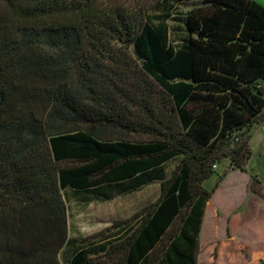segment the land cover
<instances>
[{
    "label": "trees",
    "instance_id": "obj_1",
    "mask_svg": "<svg viewBox=\"0 0 264 264\" xmlns=\"http://www.w3.org/2000/svg\"><path fill=\"white\" fill-rule=\"evenodd\" d=\"M176 1L201 4L175 48L142 7L0 0V264H62L64 190L109 199L154 181L158 198L111 225L141 216L116 264H194L214 191L202 183L222 158L244 171V130L264 121V7ZM66 264L101 263L78 249Z\"/></svg>",
    "mask_w": 264,
    "mask_h": 264
},
{
    "label": "rangeland",
    "instance_id": "obj_2",
    "mask_svg": "<svg viewBox=\"0 0 264 264\" xmlns=\"http://www.w3.org/2000/svg\"><path fill=\"white\" fill-rule=\"evenodd\" d=\"M114 3L127 8L144 9L145 23L151 27H166L168 44L178 47L186 39V14L190 9L201 4L198 2H182L176 0H113ZM264 87V82H261ZM157 94H161L158 87L153 86ZM264 97V95H263ZM244 133L249 141L250 158L245 164L244 171L229 170V158H222L213 166V175L202 183L211 191L214 189L204 213V229L198 249H205L210 245L216 248L229 247L236 249L244 247L241 255L232 254L234 263L253 260L256 252L264 251V121L253 124ZM240 137L231 141V146L240 142ZM180 161L177 157L165 163L160 172L166 177ZM69 212L71 233H96L99 220L111 218L112 211L123 220L138 213L144 207L153 203L160 194V182H151L130 193H122L116 197L113 207L99 203L81 205L77 193L67 189L62 192ZM210 204V205H209ZM102 210V211H101ZM217 216L211 220L214 212ZM106 222V221H105ZM87 235V234H86ZM96 235V234H94ZM79 239V238H78ZM212 257L218 258L217 251ZM238 257L240 258L238 260ZM218 258V259H217ZM65 253L62 252L60 261L64 264Z\"/></svg>",
    "mask_w": 264,
    "mask_h": 264
},
{
    "label": "crops",
    "instance_id": "obj_3",
    "mask_svg": "<svg viewBox=\"0 0 264 264\" xmlns=\"http://www.w3.org/2000/svg\"><path fill=\"white\" fill-rule=\"evenodd\" d=\"M257 3L261 4L264 7V0H254ZM116 196H113L109 199H89V200H85L82 198H78L76 199L77 201H79L81 203V205H89L91 203H99L102 207L104 205H111V207H113L114 205V201L116 200ZM212 196V195H211ZM211 198V197H210ZM208 205V202L206 204V206ZM210 205V204H209ZM205 206V208H206ZM67 208V207H66ZM205 208H204V213H205ZM102 211V210H101ZM204 213H203V218H202V222H201V226H200V230H199V234H198V241H197V250L195 251L194 254V264H264V251H260V252H256L259 253L261 255H257L253 260H248V261H239L234 263L233 261H231V257L230 255L232 254H237V255H241L244 250H246L244 247L236 249L237 251H233L234 249H231L232 251H230L229 247H220V248H216L215 246H207L205 247V249H198L200 247H198V244L201 242L202 240V229H204ZM217 216V211L214 212V216L212 217V221L214 222V219ZM132 217V216H131ZM130 218V217H129ZM141 218V216L137 217L133 222H131L130 224H128L126 226V228H124L122 230V232H119V227L116 226H112L111 225L115 222V221H120V219H118V215L115 214L112 211L111 213V218L106 219L105 221H101L99 220V224L96 227V233H85V235L83 233H76L73 232L71 233V229H70V223H69V212L67 210V230H68V240L66 245L63 247V249L60 251L59 254V258L62 254V252L65 253V259H64V264H66L69 259L73 256V254L75 252L78 251V249L80 250H84L87 254V258L89 259H95L97 261H99L101 264H116L118 261V257L116 256L115 252H114V245L121 239L120 236L125 232V231H129V228H133L136 226L137 221ZM128 219V218H126ZM125 220V219H123ZM136 223V224H135ZM111 227L110 230L108 232H106L103 235L100 236H96L95 238H91L94 234H98L100 231ZM87 234V235H86ZM123 236V235H122ZM79 238V239H78ZM215 250L217 251L218 254V258L221 259L222 262H218V260H216L215 258L212 257V254L215 253ZM109 251H112L110 253L109 256H107V253ZM109 258V259H108ZM217 258V259H218ZM240 258L238 257V260ZM143 264H147L145 261L143 262Z\"/></svg>",
    "mask_w": 264,
    "mask_h": 264
}]
</instances>
